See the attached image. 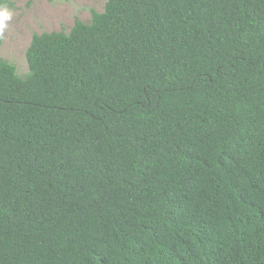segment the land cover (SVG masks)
Instances as JSON below:
<instances>
[{"label":"trees","instance_id":"trees-1","mask_svg":"<svg viewBox=\"0 0 264 264\" xmlns=\"http://www.w3.org/2000/svg\"><path fill=\"white\" fill-rule=\"evenodd\" d=\"M26 58L0 264H264V0H107Z\"/></svg>","mask_w":264,"mask_h":264},{"label":"rangeland","instance_id":"rangeland-1","mask_svg":"<svg viewBox=\"0 0 264 264\" xmlns=\"http://www.w3.org/2000/svg\"><path fill=\"white\" fill-rule=\"evenodd\" d=\"M1 7L11 19L0 29V56L15 63L20 74L28 71L26 51L34 33L69 31L76 19L91 20L92 10L103 11L107 0H11Z\"/></svg>","mask_w":264,"mask_h":264},{"label":"clouds","instance_id":"clouds-1","mask_svg":"<svg viewBox=\"0 0 264 264\" xmlns=\"http://www.w3.org/2000/svg\"><path fill=\"white\" fill-rule=\"evenodd\" d=\"M10 19H11V16L9 13L0 11V29H3L6 26V21Z\"/></svg>","mask_w":264,"mask_h":264}]
</instances>
